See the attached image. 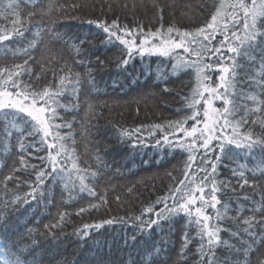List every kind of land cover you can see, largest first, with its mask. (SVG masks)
<instances>
[{"label": "snow or ice", "instance_id": "obj_1", "mask_svg": "<svg viewBox=\"0 0 264 264\" xmlns=\"http://www.w3.org/2000/svg\"><path fill=\"white\" fill-rule=\"evenodd\" d=\"M27 2L32 3L33 0ZM51 9L50 4L48 10ZM33 15L35 13L30 12L22 19L17 0H8L0 8V16L4 19L14 17L10 30L0 29V46L5 54L0 57V134L4 137V153L10 151L13 138L18 149L19 167H14L12 171L27 173L34 178L23 180L28 190L23 195H17L9 204L50 202L51 193L57 186L69 198L85 193L95 197L92 182L97 172L79 166V157L72 146L74 140L70 139L71 132L65 134L59 131L61 128H72V123L66 121L62 114L61 110H70L62 98L70 94L71 110L78 107L80 73H72L70 68L65 67L61 69L65 74L58 78L56 71H52L55 83L44 86L33 83L41 76L33 75L29 60L33 59L31 51L39 42L42 25L36 26L34 38L22 48L25 54L22 62H6L5 57L17 53L14 47L3 42L11 40L13 35L25 38L26 26ZM262 17L264 0H259V3L251 0V4L245 3V0H219L210 20L194 31H181L175 26L146 31L143 26L129 28L116 20L111 23L99 19L86 21L101 30L106 49L115 46L120 50L115 61L118 69L127 72L130 63L137 59L145 63V58L157 57L162 62L167 58L168 74L190 71L194 80L189 93L182 97V107L176 110L181 115L164 124L148 126L149 136L159 130L162 138L149 141L143 134L136 135L140 133L139 128L132 132L125 130L120 137V142L125 143L126 139L127 147L132 150L152 147L163 153L167 148L169 154L181 150L186 154L183 178L177 180L166 196L145 208L141 215L130 217L128 221L121 217L94 225L85 224L78 232L81 238L87 237L91 228L99 229L114 222L130 223L135 229L130 240L135 245L138 236L150 238L154 227L161 235L171 232L179 219L183 224L182 257L195 240L196 264H250L248 255L253 245L264 246V193L256 199L255 195L245 191L247 186L254 193L256 184V180L250 181L246 173L251 172L255 176L259 171L264 177V167L246 168L237 158L241 155L251 158L255 149L264 152V135H255L252 130L257 123L264 128ZM217 35L222 39L213 44ZM86 42L91 43L88 37H80L70 46L80 55L83 51L81 46ZM178 49L183 50V55L177 52ZM95 60L99 68L105 66V60L99 55L95 56ZM76 62L85 66L92 63L87 56ZM41 72H44L43 68ZM159 73L160 70H157V79L161 78ZM141 74L152 75L150 70ZM86 76L87 83L95 90V75L91 67H87ZM91 110L92 105H89ZM189 121L192 123L189 124ZM212 141L216 143L212 144ZM29 158L39 163H32ZM218 167L228 168L229 176L235 177V181L221 177ZM5 180H13L17 187L21 183V177L11 173ZM128 191L131 192L132 188ZM243 201L250 202L251 207H243ZM88 207L96 208L98 205L90 203ZM209 208L213 210L211 214ZM84 211L86 209L81 207L77 214ZM65 215H59L60 222ZM224 220L236 227L222 225L220 222ZM221 232L229 233L230 238L238 241L239 247L222 239ZM245 236L247 240L243 239ZM152 249L151 256H159L166 251L156 244L152 245ZM217 249H224L227 254L221 258ZM20 255V249L13 251L5 248L0 254V264H23ZM144 264H151V259Z\"/></svg>", "mask_w": 264, "mask_h": 264}, {"label": "trees", "instance_id": "obj_2", "mask_svg": "<svg viewBox=\"0 0 264 264\" xmlns=\"http://www.w3.org/2000/svg\"><path fill=\"white\" fill-rule=\"evenodd\" d=\"M7 2L0 0V8ZM17 3L22 19L30 12L35 15L26 26L25 38L13 35L11 40L3 42L14 47L17 53L5 57L6 62H22L25 58L22 48L34 38L36 26L42 25L39 42L31 51L33 59L29 60L33 75L41 76L33 83L40 86L53 84L52 71H56L58 78L65 74L61 71L65 67L70 68L72 73H80L78 107L71 110L70 94L62 98L70 110L61 111L65 120L72 123V128H61L59 131L65 134L71 132L70 139L74 140L72 146L79 157V166L97 172L92 182L96 196L89 197L85 193L69 198L57 186L51 193L50 202L9 204L17 195H23L28 190L23 180L34 178L27 173L12 171L14 167H19L18 149L13 138L10 151L4 153V137L0 134V254L5 248L13 251L20 249L23 264H144L147 259H151V264H196L195 240L189 244L185 256H181L183 224L179 219L171 232L161 235L154 227L150 238L138 236L135 245L130 240L135 231L130 223L114 222L99 229L91 228L84 238L78 234L85 224L94 225L121 217L128 221L130 217L141 215L145 208L166 196L177 180L183 178L186 154L181 150L171 154L167 148L163 153L152 147L132 150L127 147L126 139L125 143L120 142V137L125 130L132 132L139 128L140 133L136 135L143 134L149 141L162 138L159 130L149 136L148 126L177 119L181 113L176 110L182 107V97L189 93L194 80L190 71L168 74L167 58L163 62L157 57L145 58V63L137 59L130 63L127 72L118 69L115 61L120 50L115 46L106 49L101 30L86 21L99 19L111 23L116 20L129 28L143 26L146 31H155L161 26L194 31L210 20L219 0H33L32 3L17 0ZM50 4L51 11L48 10ZM73 4L77 7H71ZM12 19L14 17L4 19L0 16V29L10 30ZM260 19L264 20V17ZM80 37H88L91 43L83 44V51L77 55L70 45ZM221 39L222 36L217 35L213 44ZM177 52L183 55L182 49ZM96 55L105 60L103 68L96 64ZM4 56V49L0 46V57ZM83 56H87L92 63L87 66L77 63ZM87 67L93 69L95 90L87 83ZM148 70L152 75L141 74ZM157 70H160V79H157ZM89 105H92L91 111ZM252 130L255 135H264V128L259 123L252 126ZM29 159L32 163H39L34 158ZM237 160L243 162L246 168H262L264 152L255 149L251 158L241 155ZM218 171L221 177L235 181V177L229 176L228 168L218 167ZM10 173L21 177L19 187L13 180H5ZM246 174L250 181L256 180V184L254 193L247 186L245 191L259 199L264 193V177L259 171L255 176L251 172ZM130 187L131 192L128 191ZM90 203L98 207H88ZM242 206L248 208L251 204L243 201ZM81 207L86 211L77 214ZM232 208H235V203ZM208 212L211 214L213 210L209 208ZM62 213L66 215L60 222L59 215ZM220 223L236 227L227 220ZM57 224L58 227H52ZM220 235L239 247L238 241L230 238L229 233L221 232ZM243 239L248 238L245 236ZM153 244L166 251L159 256H151ZM226 254L224 249H217L221 258ZM248 260L250 264H264V246L253 245Z\"/></svg>", "mask_w": 264, "mask_h": 264}, {"label": "rangeland", "instance_id": "obj_3", "mask_svg": "<svg viewBox=\"0 0 264 264\" xmlns=\"http://www.w3.org/2000/svg\"><path fill=\"white\" fill-rule=\"evenodd\" d=\"M250 1L251 0H245V3L250 4ZM217 105H219V101H217ZM225 134H227V132H225ZM212 143H216V141H212Z\"/></svg>", "mask_w": 264, "mask_h": 264}]
</instances>
